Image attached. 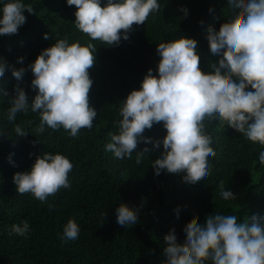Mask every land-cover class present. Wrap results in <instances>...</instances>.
Masks as SVG:
<instances>
[{
    "label": "trees",
    "instance_id": "trees-1",
    "mask_svg": "<svg viewBox=\"0 0 264 264\" xmlns=\"http://www.w3.org/2000/svg\"><path fill=\"white\" fill-rule=\"evenodd\" d=\"M5 2L0 0V8ZM21 2L34 12L24 11L26 22L17 34L0 36V60L10 66L0 77V88L9 93L8 97L0 95V264H162L166 260L164 237L174 229L177 242L183 243V228L194 217L201 223L216 212L236 215L238 222L246 216L264 217V165L259 162L264 146L230 127L221 130L216 122L206 123L217 156L209 157L211 176L195 185L182 181L184 173L161 170L159 176L154 174L151 163L162 158V144L139 165L135 152L131 159H117L104 148L111 142L109 133L118 130L114 121L121 119V102L132 90L140 89L149 69L158 75V43L195 39L201 70L207 73L209 64L218 62L219 57L210 53L206 35L209 26L218 31L226 22L228 0H158L159 12L150 14L145 24L133 25L129 39L121 38L118 45L111 46L92 41L75 28L76 8L66 0ZM104 3L101 0V6ZM182 7L188 9L187 16L180 11ZM65 35L70 43L96 46L95 64L89 69L93 81L89 102L97 111L92 129H81L76 138L63 128L55 132L46 128L37 134L34 129L40 118L31 110L9 123L6 110L14 86L19 83L24 88L31 104L37 90L31 87L34 77L28 66ZM21 57L22 63L18 62ZM12 68L25 69L20 81L13 77ZM17 123L28 132L26 136L14 133ZM143 135L162 140L166 129L162 123L155 124ZM144 147L152 144L140 143L137 151ZM42 152L63 154L73 164L68 174L71 187L48 197L44 204L30 193L18 194L13 183L14 174L30 170ZM221 180L236 199L220 197ZM121 203L139 210L135 225L117 223L116 208ZM49 204L54 205L51 211ZM69 218L75 219L81 231L78 239L65 241L63 226ZM25 219L30 225L28 238L9 235L10 226Z\"/></svg>",
    "mask_w": 264,
    "mask_h": 264
},
{
    "label": "clouds",
    "instance_id": "clouds-1",
    "mask_svg": "<svg viewBox=\"0 0 264 264\" xmlns=\"http://www.w3.org/2000/svg\"><path fill=\"white\" fill-rule=\"evenodd\" d=\"M66 2L76 8L75 28L90 40L109 46L118 45L121 38L129 39L133 25L145 24L150 14L161 10L158 0H105L103 6L101 0ZM228 6L230 14L219 30L212 26L207 29L210 53L219 57L217 63L209 64V72L200 68L195 39L181 37L157 44L158 75L149 69L140 89L132 90L121 102V119L114 121L118 130L109 133L111 142L104 145L105 151L112 152L117 159H131L135 152L139 165L146 154L162 144V158L151 163L154 174L159 176L161 170L184 173L182 181L195 185L211 176L213 165L209 157L217 156L206 123L216 122L221 130L230 127L264 146V0H228ZM25 10L34 12L21 0L3 3L0 36L18 33L26 22ZM180 11L188 15L186 7ZM44 38H48L47 34ZM95 51L94 44L70 43L67 35L43 49L28 66L34 77L31 87L37 94L29 104L24 88L17 83L8 100V122L31 110L40 118L34 129L37 134H43L46 128L53 132L63 128L76 138L81 129L91 130L97 117L89 102L93 84L89 69L95 64ZM22 61V57L18 58V62ZM7 67L10 66L0 60V77ZM24 71L12 68V75L20 81ZM0 95L8 97L9 93L0 88ZM160 123L166 129L162 140L143 135ZM13 131L18 137L28 134L18 123ZM36 142L39 141L33 143ZM140 143H151L152 147L137 151ZM259 162L264 165V151L259 153ZM72 169L73 164L65 155L42 152L36 155L30 170L14 174L13 183L18 194L30 193L44 204L48 197L71 187L68 174ZM218 187L222 199H236L233 192L224 189L222 180ZM48 207L51 211L54 205ZM138 211L121 203L116 208L117 223L135 225ZM80 231L75 219L69 218L63 226L62 239L76 240ZM183 231V243L177 242L174 229L164 237L166 260L162 264H264V217L258 214L238 222L236 215L216 212L208 215L205 223L194 217ZM29 232L25 219L12 224L9 235L27 239Z\"/></svg>",
    "mask_w": 264,
    "mask_h": 264
}]
</instances>
